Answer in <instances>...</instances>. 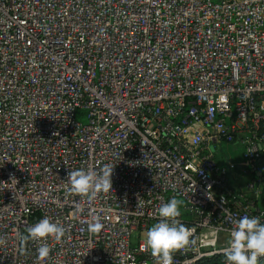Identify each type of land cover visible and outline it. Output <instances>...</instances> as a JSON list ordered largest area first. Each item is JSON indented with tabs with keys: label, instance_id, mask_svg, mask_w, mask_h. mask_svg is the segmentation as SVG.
Listing matches in <instances>:
<instances>
[{
	"label": "built area",
	"instance_id": "built-area-1",
	"mask_svg": "<svg viewBox=\"0 0 264 264\" xmlns=\"http://www.w3.org/2000/svg\"><path fill=\"white\" fill-rule=\"evenodd\" d=\"M109 163L111 191H69ZM263 191L264 0H0V264H156L146 234L172 197L195 229L173 264H227ZM45 217L64 237L21 252Z\"/></svg>",
	"mask_w": 264,
	"mask_h": 264
},
{
	"label": "clouds",
	"instance_id": "clouds-1",
	"mask_svg": "<svg viewBox=\"0 0 264 264\" xmlns=\"http://www.w3.org/2000/svg\"><path fill=\"white\" fill-rule=\"evenodd\" d=\"M114 164H104L99 171L77 169L68 173L69 191L88 199H94L98 193L112 190V175ZM208 198L211 199L210 195ZM183 201L172 197L169 202L159 207L160 220L146 234V246L151 249V255L156 258V264H173V254L192 243L194 228L185 226L178 218L181 216ZM104 225L98 216H93L88 223L91 234H99ZM66 229L59 222H53L45 217L28 227L27 235L18 237L19 250L25 252L28 241H42L51 237L59 242L64 237ZM5 240L0 238V244ZM41 261L48 258L50 247L47 243L38 248ZM222 254L227 264H258L264 257V223L259 217L243 216L236 221V227L230 232L227 246Z\"/></svg>",
	"mask_w": 264,
	"mask_h": 264
},
{
	"label": "rangeland",
	"instance_id": "rangeland-1",
	"mask_svg": "<svg viewBox=\"0 0 264 264\" xmlns=\"http://www.w3.org/2000/svg\"><path fill=\"white\" fill-rule=\"evenodd\" d=\"M224 144V143H223ZM222 144V147H223V149H225V150H227L228 149V151L231 153V154H229V159H230V161H233V162H236L237 160H238V158H239V155H238V153H243V150L241 149V148H239L237 151H234V150H232L231 148H230V146L229 145H227V144H224L223 145ZM219 157H221V162L224 164V165H226L227 163H226V160H228V157L226 156H222V154L219 156ZM239 174H241L240 176V180H242V178L244 177V175H243V173H242V171L240 170V171H238V175ZM234 182V181H233ZM134 239H137V236H135L134 237Z\"/></svg>",
	"mask_w": 264,
	"mask_h": 264
},
{
	"label": "trees",
	"instance_id": "trees-1",
	"mask_svg": "<svg viewBox=\"0 0 264 264\" xmlns=\"http://www.w3.org/2000/svg\"><path fill=\"white\" fill-rule=\"evenodd\" d=\"M261 204L264 207V191H263L262 198H261Z\"/></svg>",
	"mask_w": 264,
	"mask_h": 264
}]
</instances>
